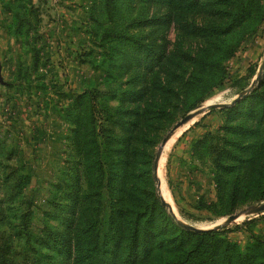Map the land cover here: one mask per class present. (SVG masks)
Returning a JSON list of instances; mask_svg holds the SVG:
<instances>
[{
    "label": "rangeland",
    "instance_id": "1",
    "mask_svg": "<svg viewBox=\"0 0 264 264\" xmlns=\"http://www.w3.org/2000/svg\"><path fill=\"white\" fill-rule=\"evenodd\" d=\"M105 3L106 0H0V177L3 180L7 175L22 173L29 178L22 188V199L5 205L7 220L0 223V256H6V263L32 264L34 256L40 264H57L65 256L55 243H44L35 237L27 241L16 232L19 217L29 209L33 211L32 232L40 237L48 235L44 228H66L63 220L52 216L56 212L54 202L67 195L58 186L63 180L79 179L78 204L87 197L84 166L72 132L75 124L65 118L77 97L98 93L99 101L114 107L122 90L129 88V78L138 83L132 88H139L145 78L143 72L148 71L141 62L140 48H135L137 41L148 44L159 37L157 41L162 42L166 32L170 50L183 45L193 55L201 56L205 47L210 54L216 49L201 28L209 27L214 33L212 40L218 42L229 38L223 32L233 25L231 17L225 15V6L212 7L214 11L218 9L217 14L209 7H197L180 11L175 23L162 26L158 32L163 2L118 0L123 37L116 41L109 31L112 22ZM262 4L263 8L254 6L251 18L235 28L233 36L240 37L234 55L222 62L224 80L203 98L205 102L217 96L216 102L227 105L215 107L211 113L203 112L166 154L163 169L171 200H164L174 222L183 228V224L202 228L207 222L232 214L225 213L221 206L212 209L202 204H218L212 153L215 145L227 150L225 161L238 165L229 174L231 182L245 180L248 168L244 160L258 154L253 145L264 114V0ZM153 18L152 23L145 22ZM185 19L195 30L187 31ZM126 54L131 58L123 60ZM117 58L121 59L119 63ZM181 74L185 80L196 76L192 65L185 66ZM240 94L245 95L233 104ZM203 102L189 110L185 98L172 97L163 116L146 123L141 136L133 138L137 148L134 170H140L142 152L152 165L150 186L161 200L155 166L163 141L182 117L200 109ZM15 150L18 155L7 157L6 152ZM238 150L240 159H229ZM254 166L264 172V156ZM8 186L2 183L0 198L11 197ZM252 196L233 213L263 203L264 189L262 196L260 189ZM171 206L174 213L170 212ZM106 212L100 213L99 219L104 222L108 219ZM250 219L254 220L244 223ZM217 230V237L236 243L240 253L264 264V256L255 249L259 243L264 247V213H249L242 221ZM105 232L106 226L99 229V244Z\"/></svg>",
    "mask_w": 264,
    "mask_h": 264
},
{
    "label": "trees",
    "instance_id": "2",
    "mask_svg": "<svg viewBox=\"0 0 264 264\" xmlns=\"http://www.w3.org/2000/svg\"><path fill=\"white\" fill-rule=\"evenodd\" d=\"M117 2L118 0H106L105 5L112 22L109 31L119 41L123 36ZM155 2H163L165 5L163 16L158 18V32L162 26L175 23L180 18V11H191L197 7H209L210 11H214L215 8L212 7L225 6V15L230 16L233 22L223 32L229 34V38L214 42L213 31L207 26L201 28V32L207 35L206 40L216 45L212 54L205 47L201 56L193 55L183 45L170 50L171 42L166 32L162 35V42L157 41L159 37L148 44L137 41L135 48H140L143 55L141 62L148 71L143 72L145 78L141 79L139 88L133 89L138 83L129 78L126 82L129 88L122 90L116 106H108L99 101L98 93L90 96L84 93L66 110V120L75 124L72 132L84 166L87 197L78 204L79 179L63 180L58 186L67 195L54 202L56 212L52 216L63 220L66 228H44L48 235L40 237L32 232L30 216L33 211L29 209L19 217L16 233L27 241L30 237H35L41 238V242L59 245L65 256L57 264H261L262 262H256L255 257L240 253L236 243L217 237V229L192 231L177 225L168 213L166 204L156 197L150 186L152 165H149L150 162L142 152L140 170L135 172L137 148L133 138L141 136L142 127L146 123L163 116L172 97L182 96L189 102L188 109L193 110L203 102L204 96L222 84L225 75L222 62L234 55L240 37L233 36L236 34L234 30L251 18L254 6L263 8L262 0ZM152 20L155 18L145 22L150 24ZM184 23L187 31L195 30L187 19ZM130 58L131 55L126 54L123 60ZM120 61L121 59H116V63ZM191 65L196 76L185 80L181 72L185 66ZM106 73L109 74L108 71ZM260 122L253 145L257 147L258 154L255 158H245V169H248L243 175L244 181L231 182L229 174L238 165L231 166L225 161L227 150L224 147L215 145L212 149L218 204L202 202L205 207L213 209L221 206L225 213H233L245 201L252 199L250 197L254 193H259V189L262 196L264 184H261V180L264 172L254 165L264 156V114ZM15 152L16 150L6 152L7 157L18 155ZM234 158L240 159L239 150L232 152L229 157ZM28 180V175L22 173L7 175L3 180L0 177V187L5 183L11 189L10 198H0V223L7 220L5 205L22 199L19 197L23 195L22 188ZM105 212L107 222L99 219L100 213ZM105 226L107 232L99 244V229ZM255 249L258 255L264 256L263 244L255 245ZM32 259V264L41 263L34 256ZM0 264L10 263H6V256H0Z\"/></svg>",
    "mask_w": 264,
    "mask_h": 264
},
{
    "label": "bare ground",
    "instance_id": "3",
    "mask_svg": "<svg viewBox=\"0 0 264 264\" xmlns=\"http://www.w3.org/2000/svg\"><path fill=\"white\" fill-rule=\"evenodd\" d=\"M218 100V97H212V98H208L205 102H203V104L201 105L200 107V110H202L201 108H204L206 105L212 103V102H216ZM204 110L206 109H203L201 111V113L194 117L192 120H190L189 122H187L186 124L178 127L167 139V142L163 145L162 149H161V153H160V158L157 162V174H158V177H159V182L161 183V186H160V192H162V197L166 200V201H170L171 200V197H170V192H169V189L167 187V183H166V180H165V177H164V162L166 160V154L170 148V146L172 145V143L185 131L187 130L190 126H192L202 115V113L204 112ZM172 209L173 206H171ZM174 211V210H173ZM247 214H244L242 217H240L238 220H236L235 222L233 223H237V222H240L242 221L245 217H246ZM226 224V217H220L212 222H207L203 225H201L202 228H214V227H218V226H221V225H224Z\"/></svg>",
    "mask_w": 264,
    "mask_h": 264
},
{
    "label": "water",
    "instance_id": "4",
    "mask_svg": "<svg viewBox=\"0 0 264 264\" xmlns=\"http://www.w3.org/2000/svg\"><path fill=\"white\" fill-rule=\"evenodd\" d=\"M264 69V65L261 67V71H263ZM262 75V74H261ZM258 76L257 78H260L261 77ZM0 78H1V75H0ZM245 94H240L237 98H235L233 100V104L236 103L240 98H242ZM227 104L226 103H221V102H212L208 105H206L204 108H201L202 110L203 109H206L204 110V114H206L207 110L210 111L211 109L215 108V107H219V108H222L224 106H226ZM200 109H197V110H194V111H191L189 112L188 114H186L184 117H182L176 124L175 126L173 127V130L170 132L169 136L180 126L186 124L187 122H189L190 120H192L194 117H196L197 115H199L201 113ZM168 136V137H169ZM168 137L163 141V145L167 142V139ZM162 145V147H163ZM161 147V149H162ZM161 149L159 151V155L156 159V164L160 158V153H161ZM157 168L155 166V174L157 173ZM156 178H157V175H156ZM158 179V178H157ZM159 185V192H160V186H161V183L158 184ZM161 194V192H160ZM162 197V195H161ZM162 201L164 204H167L166 201L164 200V198L162 197ZM170 212L171 213H174L173 209L170 207ZM249 213H252V214H259V213H264V202L257 205V206H253V207H250V208H246L244 210H241V211H238V212H235V213H232L228 216H226V224L224 225H229V224H232L233 222H235L236 220H238L240 217H242L244 214H249ZM184 228L186 229H189V230H192V231H202V230H209V229H217L221 226H218V227H214V228H208V229H204V228H200V227H196V226H192V225H187V224H183Z\"/></svg>",
    "mask_w": 264,
    "mask_h": 264
}]
</instances>
